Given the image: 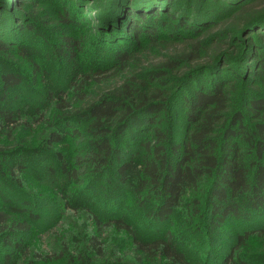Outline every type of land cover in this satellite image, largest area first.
Here are the masks:
<instances>
[{"label":"trees","instance_id":"16d2710c","mask_svg":"<svg viewBox=\"0 0 264 264\" xmlns=\"http://www.w3.org/2000/svg\"><path fill=\"white\" fill-rule=\"evenodd\" d=\"M31 1L20 0L19 6L23 8V2L36 5ZM214 1H106L103 7L113 21L112 27L125 35L121 45L112 49L115 62L108 67L95 66L92 56L97 60L96 53L109 49L96 45L97 38L92 40L86 31L80 35L73 32L80 31L81 26L72 24V11L65 8L59 22L64 30L62 38L45 55L51 61L71 65L59 88L48 66H41L27 48L14 44L10 34L7 40L0 36V63L9 61L16 52L30 67L28 73L24 69L0 72V244L15 250L11 256H4V261L9 262L13 255L22 257V264H43L51 259L39 251L31 254L25 240L36 215L25 208L29 202L23 201L25 195L29 197L22 189L23 153L46 152L52 164L43 174L54 179L63 173L69 183L85 179L108 183L115 174L129 185L134 198L151 205L145 208L147 217L158 223H170L179 208H192L198 214L197 196H186L203 191L204 186L205 203L211 207V214H220L221 220L264 209V0H239L237 14H232V7ZM34 9L36 15L40 7ZM23 14L25 19H13L8 26L22 35L36 27L32 12ZM177 14L180 18L176 19ZM168 18L174 22L173 30L187 22L189 35L167 34V40L160 39ZM191 18L201 19L203 26L195 27ZM227 20L235 23V32L246 50L241 70L249 72L248 68L255 65L252 70L261 84L250 89L239 90L241 64H235L229 51H235L240 43L229 44L233 31L224 27ZM214 25L224 26L205 43L202 31ZM143 38L145 41L140 40ZM171 46H175L173 51ZM152 48L159 53L169 49L172 54L153 64L142 56ZM55 71L60 73V66ZM28 74V89L34 88L31 80L37 82L36 78L44 87V95L34 107H22L11 98L12 92L22 90L24 75ZM23 94L22 99L30 101ZM177 101L184 121L179 142L172 134L177 121L169 111ZM50 107L53 112L48 116L45 113ZM35 124L43 126L44 137L35 142L37 145L19 144L24 139L16 134L17 128L30 130ZM139 126L148 133L140 141L139 159L121 161L122 133ZM67 137L78 138L82 147L70 159L55 148ZM106 221L130 236L133 261L121 257L108 260L102 240L92 234L86 238L85 255L70 252L68 264H192L172 230L139 237L122 217ZM93 222L102 225L96 215ZM250 231L238 236L237 244L225 252L219 264L256 262L252 252L242 249Z\"/></svg>","mask_w":264,"mask_h":264},{"label":"rangeland","instance_id":"374dc122","mask_svg":"<svg viewBox=\"0 0 264 264\" xmlns=\"http://www.w3.org/2000/svg\"><path fill=\"white\" fill-rule=\"evenodd\" d=\"M19 1L0 0V36L6 39L10 34L13 37L12 40H16L14 44L27 48L31 52L30 56L35 58L41 66L45 68L48 66L47 69L52 72L51 75L56 79V88L63 86L62 83L68 75L71 65L51 61L45 55L62 38L64 30L61 29L59 22L61 21V13L65 8L72 11L74 20L72 24L81 26L80 31L73 32L80 35L86 31L92 37V40L97 38L96 45L99 43L104 47L103 49H109L103 54L96 53L97 60L92 56L95 66L108 67L114 64L115 57L112 55V49L121 45L122 37H125V35L112 27L113 21L108 18L107 9L105 10L103 7L108 0H32L31 3L35 2L36 5L32 6L28 2H23L25 3L23 8L19 6ZM207 2L215 1L207 0ZM219 2L224 7H232L234 11L232 14H237L238 9H240L237 5L240 2L239 0H219ZM35 6L40 7V11L36 15L33 14L36 10L34 9ZM208 7L210 6L208 5ZM31 12L33 18L36 19L35 28L26 31L23 35L18 30L11 31L9 29L8 26H10L13 19L20 22V18L25 19L23 13L29 14ZM177 18H180V15L177 14ZM191 21L195 27L203 26L201 19L191 18ZM165 22L166 28L160 39L167 40V34H181V36L186 34L188 36L190 33L186 29L187 22L184 25L178 24L177 30H173L174 22L171 24L169 18ZM226 22L223 26L230 27L233 31V39L229 44L236 46V42L240 43L235 51H229L234 57V60H232L235 64H241L239 65L240 73L238 74L239 77H243V80L237 81L239 90L250 89L257 84H261L257 82L259 78L252 70L255 69V65L248 68L249 72L241 70L243 62L246 61L244 43L238 37L239 33L235 32V23L232 20ZM223 26L214 25L205 28L202 31L201 38L205 43L211 42ZM140 40L145 41L144 38ZM174 48L175 46L170 47L172 51ZM171 50L166 49L159 53V49L152 48L142 56L146 61L158 64L170 57ZM57 66H60V73L55 71ZM23 69L28 73L30 67L25 59H22L21 55L16 52H13V56L9 61L0 63V72L4 70L16 72L23 71ZM205 72L209 71L205 70ZM28 75H24L21 84H24L22 90L11 93V98L14 99L15 104H22V107L24 105L36 106L37 101L41 99L40 97L44 93V87H41L43 84H41L39 78H36L37 82L31 80V83L34 82V84L32 83L34 88H27L25 83L30 77V74ZM25 89H27V92ZM23 93H26L25 96L29 97L30 101L22 99ZM50 108L45 113L48 116L53 112L52 107ZM169 111L170 114H174L173 120L177 121L172 125V134L176 136V140L179 142L184 134L183 113L179 101L173 107H169ZM82 124L80 126H83ZM142 128L143 126H139L138 129H128L122 133L120 140L121 161L130 159L137 161L139 159L138 155L142 152L140 141L148 135V133L141 130ZM17 129L16 134L24 139L19 144L32 146L42 136L44 137L41 124H35L30 130H24L25 127L23 126H19ZM13 134L16 136L15 132ZM77 139L76 137H67L56 144L55 148L62 149L70 159L78 153L77 151L82 149L80 141H77ZM1 142L2 139L0 138ZM23 155L21 156L23 160L22 167L24 168V185L22 189L29 196L25 195L23 201L29 202L26 204L28 207L25 208L29 209L28 211L31 214L36 215V221H34L25 240L31 254L39 251L49 255L51 259L43 264H68L70 252L85 255L86 238L92 234H96L102 240L108 254V260L121 257L122 260L133 261L129 252L132 246L130 236L106 221L115 217H122L132 225L139 237L160 235L166 229L172 230L178 246L186 252L192 264H219L225 252L237 244L239 241L238 236H242L243 233L251 230L247 245L242 249L250 251L256 256L254 264H264V209L250 210L243 216H230L221 220L220 214L218 212L215 215L211 214L212 212L209 209L211 207L205 203L206 187L204 186L203 191L189 193L186 196L187 198L197 196L198 208H200L198 214H194L192 208L190 210L189 208H179L174 210L170 223H158L149 220L147 217L145 208H150L151 205L148 202L143 204L134 198L129 185L115 174L111 175L112 179L108 183L102 180L94 183L92 179H85L78 184L69 183L67 176L63 173L57 174L54 179L43 174L46 167L52 164V159L49 158L46 152L41 154L31 153V155L30 153H23ZM8 188L17 190L9 186ZM8 188L4 189L13 194ZM95 215L102 222V225L97 226L93 222ZM12 252H15L12 246L0 244V264H22V257L16 255H13L9 262L3 260L4 256H11Z\"/></svg>","mask_w":264,"mask_h":264}]
</instances>
